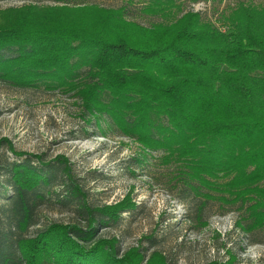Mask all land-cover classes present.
<instances>
[{"label": "trees", "instance_id": "1", "mask_svg": "<svg viewBox=\"0 0 264 264\" xmlns=\"http://www.w3.org/2000/svg\"><path fill=\"white\" fill-rule=\"evenodd\" d=\"M171 5L150 0L142 7L164 19L148 27L125 18L124 6L31 4L0 12V80L71 90L83 114L108 120L142 150L161 151L164 163L177 162L194 194L245 205L247 228L259 229L264 5L238 3L221 16L218 29L198 11L165 21ZM43 166L24 161L10 167L15 195L0 212L21 230L30 218L29 195L51 179L48 163ZM62 170L68 172L65 160ZM69 193L83 197L76 185ZM79 207L87 215L84 228L57 223L34 237H18V264H142L135 249L118 257L113 242L94 238L95 224L117 222L119 205L88 207L82 201ZM5 242L0 239V264H17ZM149 260L143 264H164L161 257Z\"/></svg>", "mask_w": 264, "mask_h": 264}, {"label": "rangeland", "instance_id": "2", "mask_svg": "<svg viewBox=\"0 0 264 264\" xmlns=\"http://www.w3.org/2000/svg\"><path fill=\"white\" fill-rule=\"evenodd\" d=\"M149 2L0 0V12L31 4L124 6L125 18L148 27L164 21L142 11ZM238 3L259 7L264 0H172V14L165 21L198 11L218 29L221 16ZM37 85L21 88L0 80V209L15 195L9 179L12 163L28 161L43 170L48 163L51 176L47 185L29 195L30 218L24 230L0 212V239L7 241L4 246H9L6 252L13 262L20 263L18 237H34L57 223L84 228L87 215L79 207L83 201L88 207L119 205L122 209L117 222L95 224L94 232L95 239L115 244L118 257L135 249L143 255L142 264L151 256L149 261L161 257L164 264H264V226L247 228L245 205L194 194L179 176L177 162L164 163L161 151L142 150L108 120L96 122L83 114L71 90ZM63 160L67 173L62 170ZM73 185L83 197L69 193Z\"/></svg>", "mask_w": 264, "mask_h": 264}]
</instances>
